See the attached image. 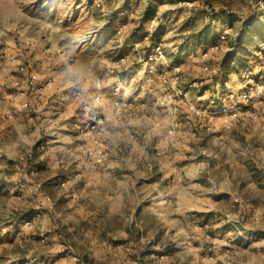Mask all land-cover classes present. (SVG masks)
<instances>
[{
	"label": "rangeland",
	"instance_id": "1",
	"mask_svg": "<svg viewBox=\"0 0 264 264\" xmlns=\"http://www.w3.org/2000/svg\"><path fill=\"white\" fill-rule=\"evenodd\" d=\"M206 35L219 48L202 52ZM262 40L264 0H0V103L19 101L28 138L0 143V264H264ZM31 74L39 103L20 94ZM8 112L1 140L18 131ZM77 150L93 173L107 152L137 153L106 196L77 188Z\"/></svg>",
	"mask_w": 264,
	"mask_h": 264
},
{
	"label": "crops",
	"instance_id": "2",
	"mask_svg": "<svg viewBox=\"0 0 264 264\" xmlns=\"http://www.w3.org/2000/svg\"><path fill=\"white\" fill-rule=\"evenodd\" d=\"M131 43H136V42H131ZM189 57L190 56L182 55V54L179 57H178V55H176V58H174L172 60L171 64H173V65H176V63L181 64V61H187L186 59H189ZM83 92H84V89H82V93ZM51 109L54 110L55 108L50 107L49 112H51ZM55 110H57V112H55V113H59L58 109H55ZM7 111H9L8 113H12L11 111L14 112L15 116L13 119H16L17 121L13 122L12 125L18 131L16 130L17 134H13V133L10 134L7 130V132L9 134H7V135L5 134V137H3L2 140L0 139V143H3L4 152H18L19 148H20V146H19L20 143L22 141H26L28 139V138L26 139V134L24 133V130L26 128L27 113L21 110V108L19 106V101H17V102H10L9 101L7 103H5V101H4V102L0 103V122H1L2 128L6 127L8 125L7 124L8 120L5 119V115H6ZM88 119L90 120L91 117H89ZM1 120H3V121H1ZM148 126H149V124H144L143 126H140V128L139 127L138 128L145 130V128H147ZM108 133H109L108 131H105L106 136L108 135ZM148 134H147V136H148ZM157 135H158V133H157ZM72 138H76V140H78L79 142L83 141V139H81L79 135H76L75 137H72ZM144 138L145 137L141 136V143L143 145H146L147 138L146 139H144ZM121 141H124L122 143L124 145H126L125 140H121ZM160 143H162V141H160L159 144ZM160 145L162 146L163 144H160ZM134 148H136V147H134ZM57 151H55V152H57ZM61 152H62V150L60 151V153ZM117 153H119V152H115V151L113 152V150H112V152H107L104 162L102 164L97 165V168L99 167V170H97L96 173H93V171L90 169V166H89L90 163L92 162V158L88 157L86 152L77 150L76 151V155H77L76 159L78 160L79 163L81 162V165H80L81 168L76 170L78 172V175H79L75 179V181H77L79 183L77 188H82V189H86V190L87 189H89V190L98 189L99 192H100V190L105 191V195L107 196V194H109V192L115 188V184L117 182L119 183V185H120V183L125 185L126 180L120 181L121 180L120 177H122V175H124V174L126 175V168L123 167V164H125L126 160H128V162L130 161V163H131V159L134 158V155L137 152H126V151H124V152H120V155ZM57 154L56 155L52 154L51 156H49L48 159L46 158L43 161H41L40 164H38V166H40L41 172L47 173L50 169H52V166H53L52 161H54L56 156H60ZM62 155L69 156L68 154H65V153H63ZM39 157L43 158L44 156L40 155ZM139 159H141V158L139 157ZM67 172H68V169H67ZM58 175L59 174L57 172H53L49 176H45V178H46L45 183L47 182V180H49L51 178H56L57 181H59V179L61 180V177L59 178ZM57 184H58V182H57ZM51 188H52L51 186L48 187V189H50V190H51ZM33 217H34V215H33Z\"/></svg>",
	"mask_w": 264,
	"mask_h": 264
},
{
	"label": "trees",
	"instance_id": "3",
	"mask_svg": "<svg viewBox=\"0 0 264 264\" xmlns=\"http://www.w3.org/2000/svg\"><path fill=\"white\" fill-rule=\"evenodd\" d=\"M153 8L151 6H147L144 10V13H143V19H142V23H141V26L140 28H138L140 31H143L144 28H145V24L148 23L149 19L152 17L153 15ZM146 31V30H145ZM135 32H137V28H135V30L133 31L132 34H130V37L127 38V42H141V40H139L138 36H135ZM146 35H148V32H146ZM219 38V37H209L208 35L204 36L202 38V40L200 39V44H196L197 46L199 47H203L202 49H206L208 48V46L210 44H213V43H216V39ZM202 41V42H201ZM264 42V40H262ZM198 42V41H196ZM159 43H162V40L159 36H156V35H151V38H150V44L152 46V49ZM197 46H191L189 45L188 47L184 48L182 51V55H187V56H191L192 54V51H195V49H191L194 48V47H197ZM190 47V48H189ZM230 58L228 57H225L222 61H221V65H220V70L219 72L217 73V75L215 76V79L218 80V81H221V83L223 84V86L225 85L226 81H228V78H229V75L231 73H233L234 70H232L231 66H230ZM178 64V63H176ZM223 89L225 90L226 87H223Z\"/></svg>",
	"mask_w": 264,
	"mask_h": 264
},
{
	"label": "built area",
	"instance_id": "4",
	"mask_svg": "<svg viewBox=\"0 0 264 264\" xmlns=\"http://www.w3.org/2000/svg\"><path fill=\"white\" fill-rule=\"evenodd\" d=\"M224 37V36H223ZM222 38V37H221ZM210 47H212V48H219V44H215V43H213V44H211V45H209ZM161 43H159V44H157L154 48H153V51H156L157 53H159V51L158 50H161ZM207 51L208 50H206V53H207ZM202 52H203V49H202ZM202 52H200V53H202ZM197 53V50H195V51H192V54H191V56L192 55H195ZM175 66V65H174ZM178 66V65H177ZM21 69V71H22V73L24 74V71H26L25 69L26 68H24V67H21L20 68ZM28 77H27V79H26V83H27V85H28V89H23V90H20V94L21 95H24V96H28V97H30L29 96V94H31L32 95V97L34 96V98L35 99H37V103H39L41 100H42V98L44 97V91H43V87L42 86H38V87H42V88H39L38 90H33L34 88H35V84H36V81H37V76L36 75H34V74H31V75H27ZM24 82V84H25V81H23ZM37 85V84H36ZM31 90H30V89ZM29 93V94H28ZM99 93V92H98ZM99 95H100V93H99ZM225 95H227L231 100H234L236 97H235V93H234V91H227L226 92V94ZM241 97H243L244 99H248V93L245 91V92H242V94H241ZM216 103V99H211V101H210V104H215ZM23 104V107H26L27 105H28V100L27 101H25V102H23L22 103ZM209 104V105H210ZM192 108H194V105L192 104V106H191ZM237 107H234V106H232L230 109H229V114H231V117L234 119V118H236L237 116H238V111H237V109H236ZM228 127H230V125H228ZM102 160V155L98 158V161H101Z\"/></svg>",
	"mask_w": 264,
	"mask_h": 264
}]
</instances>
